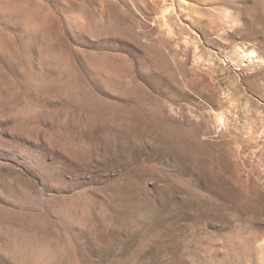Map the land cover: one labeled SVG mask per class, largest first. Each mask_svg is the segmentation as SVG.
Instances as JSON below:
<instances>
[{"label":"rangeland","instance_id":"rangeland-1","mask_svg":"<svg viewBox=\"0 0 264 264\" xmlns=\"http://www.w3.org/2000/svg\"><path fill=\"white\" fill-rule=\"evenodd\" d=\"M0 264H264V0H0Z\"/></svg>","mask_w":264,"mask_h":264},{"label":"bare ground","instance_id":"bare-ground-1","mask_svg":"<svg viewBox=\"0 0 264 264\" xmlns=\"http://www.w3.org/2000/svg\"><path fill=\"white\" fill-rule=\"evenodd\" d=\"M239 55L241 56V58H252L255 55V53L249 50L248 51L241 50Z\"/></svg>","mask_w":264,"mask_h":264}]
</instances>
